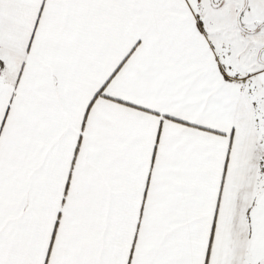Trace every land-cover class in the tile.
<instances>
[{"label":"snow or ice","instance_id":"1","mask_svg":"<svg viewBox=\"0 0 264 264\" xmlns=\"http://www.w3.org/2000/svg\"><path fill=\"white\" fill-rule=\"evenodd\" d=\"M0 264H264V0H0Z\"/></svg>","mask_w":264,"mask_h":264}]
</instances>
